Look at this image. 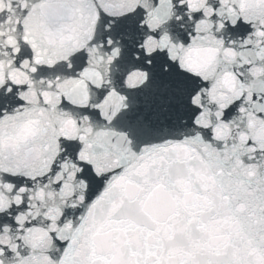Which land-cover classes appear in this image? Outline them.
Segmentation results:
<instances>
[{"label": "snow or ice", "instance_id": "snow-or-ice-1", "mask_svg": "<svg viewBox=\"0 0 264 264\" xmlns=\"http://www.w3.org/2000/svg\"><path fill=\"white\" fill-rule=\"evenodd\" d=\"M254 22L264 0H0V264H264ZM180 23L207 45L185 47ZM177 56L213 79L206 100ZM227 76L239 85L218 95ZM29 144L40 162L9 173L4 151Z\"/></svg>", "mask_w": 264, "mask_h": 264}, {"label": "clouds", "instance_id": "clouds-1", "mask_svg": "<svg viewBox=\"0 0 264 264\" xmlns=\"http://www.w3.org/2000/svg\"><path fill=\"white\" fill-rule=\"evenodd\" d=\"M181 2H183V0H181ZM214 2H215V0H214ZM223 4H224V7L226 9L232 8L233 7V0H223ZM182 19H183L182 16L177 17L178 22ZM251 27L254 30L258 31V30H260V28H264V25L258 26L257 23L254 22V23H252ZM179 28L182 31L187 32V35H188V44L185 45V47L193 46V41H196L200 45H207V41L203 39L204 34L195 33V29H193L192 31H188L185 24H183V23L179 24ZM216 31L218 34V38L226 39V40H228L229 45L230 46L232 45V37H233L232 32H229L227 30H223V34H221L222 30H220L218 28L216 29ZM253 34L254 33H249V35H253ZM197 36L201 37V39L198 41L196 39ZM246 38L247 37H241L239 35L235 36V40L237 42H239L241 39H246ZM101 43H103V41H101ZM178 43H184V42L182 40H180V41H178ZM169 59H171V57H169ZM258 60H259V58H258ZM178 61H179V56H177L176 60L173 61V63H175L177 65L178 71L181 73H185L190 78V82H191V80H197L196 73L189 71L188 68L185 66H181L178 63ZM164 71L165 72L170 71L169 66L167 64L164 65ZM223 71H224L223 64L217 65L216 73L220 74ZM236 73H237V75H241L239 69H236ZM261 75H264V73H262ZM212 83H213V79L211 77L208 80H204L203 77H200L197 80L198 91L196 92V96H200L201 100H206L205 94L208 90H210ZM145 85H147V88L152 87L151 84H149V82L146 79L143 80L142 83L137 82L134 85V87L135 88H145ZM204 85H208V87L205 88ZM238 85H239V80L233 79L231 76L222 77L220 79L218 86H217V94L220 95L221 93H223L224 96H228L231 94L233 88L238 87ZM117 87L120 89L121 94H123L125 96V103L126 104L131 106V105L137 103V100H136L137 93L132 90V87L129 85L127 78H125L123 85H117ZM147 88H145V91H147ZM3 94L5 96H7L8 92L5 91ZM185 100H187V97H185ZM4 111H7V107L4 109ZM183 123L186 124L187 120L185 119L183 121ZM234 131H238V126H236L234 128ZM160 143H163V141H160ZM33 147H34V145L29 144V145H22L21 148L17 151H10V150L6 149L4 151L3 157H2V163L4 165V168H6L9 171V173H12L14 171L17 176H25V173L27 171L31 170L33 167H35L40 162V156L37 152L33 151ZM137 147L139 148V150L141 152H143L145 147H151V145L138 144ZM192 147L194 149H196V148H199V145H192ZM3 178H4V172L2 170H0V182H3ZM25 178L27 179V177H25ZM97 179H100V177H97ZM92 198L94 199L95 197L93 196ZM86 212H87V205L85 204L84 206H82L80 208L79 213L73 212L72 215L75 216V218L77 220H79V217L81 215H85ZM20 250L24 251L23 248H21Z\"/></svg>", "mask_w": 264, "mask_h": 264}]
</instances>
